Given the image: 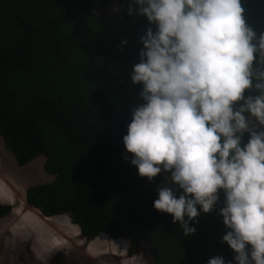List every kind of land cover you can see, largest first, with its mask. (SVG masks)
Here are the masks:
<instances>
[{
  "label": "trees",
  "instance_id": "1",
  "mask_svg": "<svg viewBox=\"0 0 264 264\" xmlns=\"http://www.w3.org/2000/svg\"><path fill=\"white\" fill-rule=\"evenodd\" d=\"M129 3L0 0V133L19 163L44 154L56 176L30 187L27 203L48 216L70 215L90 237L126 235L132 250L147 235L157 264L232 261L222 242V204L201 213L196 234L184 236L170 214L154 208L159 176L142 178L125 159L132 154L123 136L141 90L130 75L147 26L127 14ZM244 7L248 23L264 32V0H244ZM10 209L0 203V216Z\"/></svg>",
  "mask_w": 264,
  "mask_h": 264
},
{
  "label": "clouds",
  "instance_id": "2",
  "mask_svg": "<svg viewBox=\"0 0 264 264\" xmlns=\"http://www.w3.org/2000/svg\"><path fill=\"white\" fill-rule=\"evenodd\" d=\"M127 14L146 18L147 26L130 75L140 86L141 102L131 109L123 136L126 153L132 154L125 159L142 178L159 176L154 208L170 214L184 236L196 234L201 213L222 204V242L235 255L232 261L215 256L208 264H264V32L248 23L244 0H130ZM12 153L19 166L40 156L21 164ZM44 156V170L54 182ZM7 181L0 174L1 188L15 191ZM35 184L27 185L21 201L30 210L27 191ZM9 201L0 200L11 206L1 220L12 212L14 198ZM57 216L74 224L77 234L67 233L63 247L43 248L60 251L52 257L61 255V264L104 257L119 264H157V247L147 235L132 250L126 235L102 231L90 237L70 215L38 211L42 220ZM11 225L15 222L8 220ZM39 249L32 252L46 259Z\"/></svg>",
  "mask_w": 264,
  "mask_h": 264
},
{
  "label": "rangeland",
  "instance_id": "3",
  "mask_svg": "<svg viewBox=\"0 0 264 264\" xmlns=\"http://www.w3.org/2000/svg\"><path fill=\"white\" fill-rule=\"evenodd\" d=\"M107 86L108 84H106V87ZM138 102H141L139 94H138V100L134 106H136ZM0 146H1L0 174L4 178H6L15 189V191H12L9 189L8 185L3 186L4 189L3 194L6 192L4 194L6 199V200L4 199L5 200L4 203L10 202L9 198H14V201L12 204L13 207L12 212L6 217L5 220L0 219V264H47L46 259L48 257L51 258L52 255L60 251L54 250L52 252H48L47 250L43 249L40 246V243L47 238L44 229L47 231H51L50 227L52 226V229L56 231V226L58 227L59 230H63L65 226H68L71 228V229L65 228L66 230L70 231V233L68 234H70L71 236L68 237L76 238L77 237L76 231L73 230V228L76 226L72 224L65 216L49 218L52 219V221H48V220L44 221V219L42 220L41 217L40 218L38 217V210L36 211L34 208H31L33 210H30L28 207H26L27 210V212L25 213L26 215L25 216L22 215L21 219L18 217L21 214V213L19 214L18 212L21 211L20 208H22L23 206V203L21 201H23L22 196H25L24 189L27 187V185H29L30 183L34 184V183L50 182L54 179V176L46 173L44 170L43 165L46 159L44 155L38 156L33 161H31L30 163L24 166H19L15 161L13 153L11 151L9 152L5 148L4 140L2 136H0ZM28 216L30 218H32L31 216H33L32 219L33 228L37 230L36 234L34 233L31 234V232L28 230L29 228L22 227L23 224L29 222ZM8 220L14 221L15 226L14 225L8 226ZM10 228L13 229V232L12 231L10 232L8 230ZM56 234L59 235L58 233ZM56 234H55V238H52V241L45 240L47 241V244L44 246V248L63 247L68 242L66 238L67 233L64 236L65 239L61 238V236L56 237ZM56 238L58 240L61 238V240H59L61 242L56 241ZM55 242L56 243L59 242V243L56 244ZM37 245L38 248H40L37 253L42 255L43 258L46 259L41 260L35 256L34 252H32ZM77 249L79 250L78 247ZM63 261L64 259L61 255H55L49 260L48 264H61L63 263ZM64 264H78V263L76 262V259H74L71 262L65 261ZM81 264H119V261H117V259L115 258H109V257L108 258L104 257L100 259L91 258L90 260H86V261L81 260Z\"/></svg>",
  "mask_w": 264,
  "mask_h": 264
},
{
  "label": "bare ground",
  "instance_id": "4",
  "mask_svg": "<svg viewBox=\"0 0 264 264\" xmlns=\"http://www.w3.org/2000/svg\"><path fill=\"white\" fill-rule=\"evenodd\" d=\"M6 193V192H5ZM4 193V194H5ZM4 194H3V189L1 190V188H0V198H3V199H5L4 198ZM8 199V198H7ZM6 200V199H5ZM24 202H25V200H24ZM20 204V203H19ZM21 209V211L20 212H18L19 214H20V216H18L20 219L22 218L21 216L22 215H26L25 213L27 212V210H26V206L23 204V206H22V208H20ZM22 209H24V210H22ZM15 211V210H14ZM37 211V210H36ZM17 212V211H16ZM30 213V212H29ZM28 214V213H27ZM23 216V217H24ZM29 217V216H28ZM32 218H30L29 217V222H26L25 224H23V226L22 227H24V228H29L28 230L31 232V234H36V232H37V230H35L34 228H33V221H32V219H33V216H31ZM40 218V217H39ZM45 221V220H44ZM48 221H52V219H48ZM7 223V222H6ZM50 225V224H49ZM53 225V224H52ZM66 225V224H65ZM51 228V231H47V230H45L44 229V231H45V233H46V239H44L41 243H40V246L42 247V248H44V246L47 244V241H45V240H48V241H52V238H55V234L56 233H58L59 235H57L56 234V237L57 236H61V238H64L65 239V234L66 233H70V231H68V230H66L67 228H70V227H68V226H65V228L63 229V230H59L58 229V227L56 226V231H54L53 229H52V226L50 227ZM71 229V228H70ZM60 232V233H59ZM61 238L59 239V240H61ZM57 238H56V241H59ZM59 242H61V241H59ZM58 242V243H59ZM56 243V242H55ZM54 243V244H55ZM58 243H56V244H58ZM39 244V243H38ZM49 244V243H48ZM40 252V251H39Z\"/></svg>",
  "mask_w": 264,
  "mask_h": 264
},
{
  "label": "crops",
  "instance_id": "5",
  "mask_svg": "<svg viewBox=\"0 0 264 264\" xmlns=\"http://www.w3.org/2000/svg\"><path fill=\"white\" fill-rule=\"evenodd\" d=\"M12 189V188H11ZM1 201H5L3 198H0ZM58 217V216H57Z\"/></svg>",
  "mask_w": 264,
  "mask_h": 264
},
{
  "label": "flooded vegetation",
  "instance_id": "6",
  "mask_svg": "<svg viewBox=\"0 0 264 264\" xmlns=\"http://www.w3.org/2000/svg\"><path fill=\"white\" fill-rule=\"evenodd\" d=\"M36 210V209H35Z\"/></svg>",
  "mask_w": 264,
  "mask_h": 264
}]
</instances>
